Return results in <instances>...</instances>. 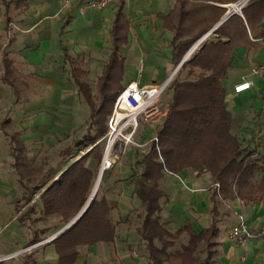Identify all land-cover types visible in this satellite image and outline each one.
Segmentation results:
<instances>
[{
  "label": "crops",
  "instance_id": "crops-1",
  "mask_svg": "<svg viewBox=\"0 0 264 264\" xmlns=\"http://www.w3.org/2000/svg\"><path fill=\"white\" fill-rule=\"evenodd\" d=\"M174 2L175 0H115L106 8H85L81 12L78 10V0H70L68 3L65 0H0V235L6 230L0 237V253L30 247L14 260L0 264H58L59 257L53 242L49 240L41 244L34 243L49 237L51 233L58 235L61 227L53 232L49 229L50 224L42 225L40 228L44 232L38 234V229L29 231L30 216L22 220L19 213L34 199L35 222H40L38 194L64 171L67 163L56 169L53 173L55 175L46 185L40 184V189L36 190L31 202L18 212L16 208L20 189L2 172V164L6 160L14 162L13 147L19 144L24 146L23 155L27 160H32L35 144H55L60 139L65 142L76 128L82 101L70 78L69 60L65 53L80 60V68L87 72L89 82L92 72L85 66L86 61L92 69H101L95 77L96 91L97 79L110 54L109 36L114 17L121 10L129 21L127 40L121 46L125 52H122L124 67L121 84L124 87L131 81L140 85L160 83L176 63L172 59L170 44L173 35L165 28L161 19L162 15L172 9ZM210 3L224 8L227 4L216 1ZM9 21H14L19 29H13L10 37H7ZM213 27L205 32L208 34L207 38L210 36L206 42H216L219 39L217 34H213ZM221 39L227 40L226 37ZM131 56L138 58V66L140 64L142 70L127 66V60ZM263 61V37L256 38L249 34L245 46L234 47L232 64L221 80L225 92L224 106L231 115V132L243 138L246 144L258 145L264 142V81L253 77L251 87L242 93H235L232 88L247 75L251 66ZM160 128L161 123L157 128L141 125L134 138L138 136L139 141H146ZM70 144L72 143L61 146L58 152ZM92 146L89 144L87 151ZM136 149L145 152L147 148ZM86 152L70 156L67 160L80 157ZM74 161L72 159L69 163ZM90 165L96 167L97 164ZM106 170L109 171L108 177L100 195H104L112 207L115 237L111 243L99 241L80 246L73 264H146L145 254L135 231V213L139 211L134 210L136 198L132 194L133 182L128 179L134 169L130 162L121 164L117 161ZM164 172L159 180V187L168 195V202L162 209L163 218L173 229L180 228L188 219L196 232L207 228L210 191L206 184L209 172L198 173L194 169H183L175 173L190 188H196L193 192L185 190L180 180L167 169ZM19 184L23 186L21 182ZM229 202L227 208L223 201L219 206L222 217L219 222L217 253L212 264H264V238H253L237 244L227 237L237 213L243 214L245 222L251 227L264 224V196L257 201L245 202L240 199ZM50 216L53 215H48L41 221L45 223ZM59 220L56 216L53 219L57 222Z\"/></svg>",
  "mask_w": 264,
  "mask_h": 264
},
{
  "label": "trees",
  "instance_id": "trees-1",
  "mask_svg": "<svg viewBox=\"0 0 264 264\" xmlns=\"http://www.w3.org/2000/svg\"><path fill=\"white\" fill-rule=\"evenodd\" d=\"M215 1L230 3L236 0H175L172 9L161 16L165 28L173 35L170 43L173 61H179L194 41L220 21L226 8L210 3ZM241 13H232L219 23L212 31L219 39L202 44L198 52L182 63L181 68H187L186 78L177 76L171 82V101L161 118V128L156 132L162 161L155 143L151 142L145 152L139 151L136 167L128 177L133 182L132 194L136 198L134 210L139 211L135 213V231L146 264H212L217 253L222 201L239 198L251 202L264 196V154L254 157L256 150H248L249 144L231 132V115L224 106L225 92L221 83L232 64L234 47L245 46L249 34L264 39V0H250ZM113 23L109 36L110 54L94 93L87 72L80 68V60L65 53L70 78L82 102L89 108L88 117L82 123L85 128L83 145L93 146L69 163L50 184L47 182L55 174L41 172L37 184L33 183V187L23 191L17 200V212L31 202L40 184H47V188L38 194L40 221L48 215H55L63 227L86 203L99 164L98 161L96 167H92L88 160L93 149L102 142L107 117L112 112L117 93L123 88L120 81L124 67L121 46L127 40L129 21L119 10ZM77 140L75 138L72 144L58 152L63 160L78 153ZM23 151L22 144L13 147V166L21 183L23 170L33 171ZM165 169L171 173L183 169H194L198 173L208 171L212 184L219 183L220 198L209 185L207 228L196 232L188 219L180 228L173 229L163 218L162 209L168 202V195L159 187V180ZM40 170V167L36 168L37 176ZM35 201L33 199L19 213L20 219L24 220L34 212ZM111 209L104 195H93L81 216L50 240L55 244L58 264H73L82 245L113 242L116 226ZM35 220L31 219L32 222ZM40 229L43 234L44 229Z\"/></svg>",
  "mask_w": 264,
  "mask_h": 264
},
{
  "label": "built area",
  "instance_id": "built-area-1",
  "mask_svg": "<svg viewBox=\"0 0 264 264\" xmlns=\"http://www.w3.org/2000/svg\"><path fill=\"white\" fill-rule=\"evenodd\" d=\"M79 6L78 10L81 12L85 11V8L101 9L110 6L115 0H78ZM250 0H236L230 2L226 8V15L223 17L225 19L230 13H236L241 15L242 8ZM70 2V0H65V3ZM7 37H10L11 31L13 29H19L14 21H9L7 23ZM208 34L202 35L201 38L196 40L194 44L189 48L188 53L182 61H185L188 56L196 50V48L201 44L202 40L207 37ZM182 61H179L174 65V68L170 70L157 84H145L140 85L136 81H131L127 83L118 93L112 106V112L107 120V125H109V132H113L114 136L107 140L104 147L103 155L99 162V172L102 174L105 169L112 167L120 157V152L124 150L125 145L129 143L135 144L138 147L146 145L147 142H154L156 152H158V157L162 160L161 154L158 148V138L156 135H151L146 141H135L132 139L135 135L137 129L141 125H152L154 122L158 121L167 112V108L161 104L162 93L167 89L173 80L174 73L180 68ZM257 77L264 81V61L261 64L251 66L247 75L242 78L239 82L233 85L232 91L235 93H242L246 91L252 85V78ZM121 102H125L128 106L127 109H122L120 107ZM118 110H120V115H118ZM120 135V136H119ZM120 139V143L116 144V138ZM188 190L193 192L196 188H189L185 180H183L179 174L172 173ZM216 193L219 192V183H213L211 185ZM219 195V194H218ZM57 234H51L49 237L36 241L35 244H41L42 242L49 241L53 239ZM227 237L234 243H244L246 241L252 240L253 238H264V224L259 227H251L247 222H245L244 216L241 213H237L236 221L233 223L228 232ZM30 247H22L19 250L10 251L6 253H0V263L6 262L8 260H14L16 257L21 255L25 250Z\"/></svg>",
  "mask_w": 264,
  "mask_h": 264
},
{
  "label": "rangeland",
  "instance_id": "rangeland-1",
  "mask_svg": "<svg viewBox=\"0 0 264 264\" xmlns=\"http://www.w3.org/2000/svg\"><path fill=\"white\" fill-rule=\"evenodd\" d=\"M225 5H226L225 8H227L228 3L225 4ZM226 12H227V10L223 13V15H222L221 18H223L226 15ZM230 14H232V13H230ZM221 18H220V20H221ZM209 38H210V36L208 38L206 37L205 39H203L202 42H201V44L196 48V50H194L188 56V58H190L194 53L198 52V50L202 47V44L206 43V41H208ZM194 42H196V41H194ZM194 42L188 47V50L194 44ZM188 50L186 51V53L188 52ZM123 51H124V47L121 48V52H123ZM123 53H125V52H123ZM101 57H103V54L100 56V58ZM188 58L185 61H187ZM137 60H138V58L136 56H131L130 59L127 60V66H130L131 68H134L136 70H139V69L142 70V67L140 66V64L138 66V61ZM179 61H177V62H179ZM92 62H94V61L92 60ZM99 62H101V60H99ZM183 62L184 61H182V63ZM176 63H175V65H176ZM182 63H181V65H182ZM85 66L88 67L89 69H91L92 75H91L90 82H91L92 92L94 93L95 92V77L97 75H99L101 69L99 67H94L92 69L89 66V62L88 61H86ZM65 67L67 68V66H65ZM186 71H187V68H181V66H180V68L174 73V76H173L172 79L174 80V78L177 77V76H179L178 77L179 79L186 78V75H185L186 74ZM169 86L162 93V96H161V99H160L161 104L164 107H166V108L168 106V103L171 101V95H172ZM81 104L82 105H81L80 110H79L80 111L79 112V120H78L77 124L75 125L76 128H74L73 132L65 140V142L62 141L63 139H60V142L55 143V144H51V143H48V142L35 144V153H34V157H33L34 159L27 160L28 163H29V165H30V167L32 168V170L34 172L33 171H30V170H29L30 172H27V171L23 170L24 171V175H22V177L20 178L22 180V183H25V185L27 187L26 186H21L19 184V182H20V181H18L19 173L16 172V170L14 169L13 162H11V160H6L5 162H3V164H2V172L5 173V174H7V176H9L11 178L12 184L14 186H16L18 189H20V192L18 193V197L21 196V194L23 193L22 192L23 191V188L26 189L25 191H27L28 189H31L33 187V183L36 182V184H37V177L39 178V176L42 175L43 171H48L50 173H54L56 171V169H58L59 167L64 166V164H66V163L68 165L69 162L72 161V159L75 160L76 158L79 157V156H77V157H73V158L68 159V160L67 159L66 160H63L62 157H60L57 153H58V150L60 149L61 146L66 145L68 143H73L74 142L73 140H75V138L80 139V138H82V135L84 134L85 128H84V126H83L82 123L88 117V114H89L88 109L89 108L85 105L84 102H82ZM166 110H168V108ZM110 114L108 115L107 120H108ZM161 118L158 121L154 122L153 127H155V128L159 127L160 122H161ZM107 120H106V125H107ZM79 124H81L82 127H80ZM150 126H152V125H150ZM153 134L156 135L155 132ZM113 136H114L113 132H111V133L109 132V125H107V128H106V131L104 133V136L101 138L102 142L94 148V151L92 152V155L90 156V159L88 160L89 163L94 164V165L95 164H98L97 163L98 162V159H99V162H100V159H101V157L103 155L102 153L104 151V147H105V145L107 143V140L110 139V138H112ZM134 136L135 135H133L132 139H134ZM137 137L134 140L139 142V138H137ZM77 141H75V145H76V142ZM118 143H120L119 137L116 138V144H118ZM149 145H150V142H147L146 145H142V146H139V147L137 145H135V144H132V143H129L128 145H125L124 150L120 152L121 153L120 154V157L117 160L118 163L125 164V163L130 162V165H132V167L134 169V167H136V161L138 160L139 154H140L139 153V150L136 149V148H139V149L142 150L143 148L144 149L145 148H148ZM247 147H248L247 148L248 150L249 149H251V150L252 149H255L256 150V154L254 155V157H260L261 154H264V142H262V143L260 142L258 145H256V144H249ZM257 147H259L260 149H258ZM87 148H88V145L80 146V150H79V152L76 155H80L83 152H86L87 151L86 150ZM258 150H261V151H258ZM37 167H40V169H41L40 170V174L38 173L39 174L38 176H37V171H36V168ZM98 168H99V164H98ZM108 172L109 171L106 170L104 173L101 174L100 181H99L100 185H99V187L97 189V192H96L97 195H100V193L102 192V189L105 188V181H106V179L108 177ZM28 176H30L31 178H28ZM97 176H98V173H97L95 179L97 178ZM95 179H94V182H95ZM207 180L208 181H207V184L206 185H208V186L209 185H212V179H210V177H209ZM93 186H94V184H93ZM184 189L187 190L188 192H191L186 187H184ZM208 189H209V187H208ZM218 198H220L219 195H218ZM237 200L240 201V199H237L236 198L235 201H237ZM223 202H224L225 207L227 208L228 207V204L230 203L229 202V199H225ZM29 215H30V218L33 219L35 217V210H34L33 213H31ZM54 217H55V215L50 216L45 223L43 221H40V222H37L36 223L35 221L32 222L31 220L28 219L30 221V222H28L29 223V228H30L29 231H33L34 229L35 230L38 229L39 232H40L38 234H41L40 226H42V225H49V224L51 226L49 228V229H51L50 231H53V232L54 231L55 232L58 231L59 228H57V227H61V223L60 222H57V221H53ZM24 224H26V222ZM61 229H62V227H61ZM5 232H6V230L3 231L2 235H0V237H2L5 234ZM183 240H185V239H183Z\"/></svg>",
  "mask_w": 264,
  "mask_h": 264
},
{
  "label": "water",
  "instance_id": "water-1",
  "mask_svg": "<svg viewBox=\"0 0 264 264\" xmlns=\"http://www.w3.org/2000/svg\"><path fill=\"white\" fill-rule=\"evenodd\" d=\"M223 20H224V19L221 18V20L218 21V22L216 23V25L219 24V23H221ZM216 25H215L213 28H215ZM187 53H188V52H187ZM187 53L182 57V59H181L180 61H182L183 58L186 57ZM84 142H85V137H82V138L78 139V141L76 142V145H77V146H83ZM99 174H100V172L98 173V176H99ZM98 176H97V177H98ZM96 179H97V178H96ZM93 195H94V192H93V189H92L91 194L89 195V197H88L89 199L87 200L86 204H85V205H84V206H83V207L77 212V215H76V216H75L70 222H68L66 225L63 226V229H61V230L58 232V234L61 233V232H63V230H65L68 226H70L71 224H73V223L77 220V218H78L79 216H81L82 212H83V211L85 210V208L89 205V203H90V201H91Z\"/></svg>",
  "mask_w": 264,
  "mask_h": 264
},
{
  "label": "bare ground",
  "instance_id": "bare-ground-1",
  "mask_svg": "<svg viewBox=\"0 0 264 264\" xmlns=\"http://www.w3.org/2000/svg\"><path fill=\"white\" fill-rule=\"evenodd\" d=\"M120 107H121L122 109H127V108H128V106L126 105L125 102H121ZM117 112H118V115L121 114V113H120V110H118ZM86 150H88V148H87ZM100 176H101V174H99V176L97 177V179H96L95 182H94V183H95L94 186H93V192H94V194H95V192L97 191V189H98V187H99V185H100V183H99V181H100Z\"/></svg>",
  "mask_w": 264,
  "mask_h": 264
}]
</instances>
